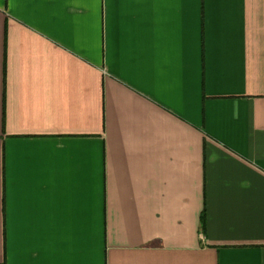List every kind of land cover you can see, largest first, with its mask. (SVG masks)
<instances>
[{"label":"crops","instance_id":"obj_1","mask_svg":"<svg viewBox=\"0 0 264 264\" xmlns=\"http://www.w3.org/2000/svg\"><path fill=\"white\" fill-rule=\"evenodd\" d=\"M1 263L264 264V0H0Z\"/></svg>","mask_w":264,"mask_h":264},{"label":"trees","instance_id":"obj_2","mask_svg":"<svg viewBox=\"0 0 264 264\" xmlns=\"http://www.w3.org/2000/svg\"><path fill=\"white\" fill-rule=\"evenodd\" d=\"M4 73H5V66H4ZM4 124H5V110H4V105H3V109H2V128H4ZM200 225L204 226V213L202 211L201 215H200ZM4 264V263H1Z\"/></svg>","mask_w":264,"mask_h":264}]
</instances>
